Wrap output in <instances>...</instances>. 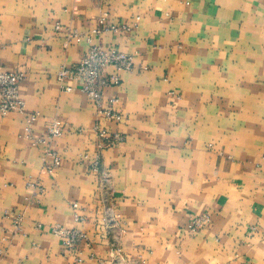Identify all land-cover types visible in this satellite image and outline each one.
<instances>
[{"label":"crops","instance_id":"crops-1","mask_svg":"<svg viewBox=\"0 0 264 264\" xmlns=\"http://www.w3.org/2000/svg\"><path fill=\"white\" fill-rule=\"evenodd\" d=\"M104 12L137 25L94 38L134 57L103 91L118 123L98 117L80 80L65 92L57 78L89 47L68 32ZM0 65L25 73L36 135L64 126L50 173L25 115L0 112V264H264V0H0ZM98 120L125 140L100 149ZM57 224L91 245L68 248Z\"/></svg>","mask_w":264,"mask_h":264},{"label":"built area","instance_id":"built-area-1","mask_svg":"<svg viewBox=\"0 0 264 264\" xmlns=\"http://www.w3.org/2000/svg\"><path fill=\"white\" fill-rule=\"evenodd\" d=\"M107 16V12L101 14L98 17L97 26L88 33L78 32L77 30L68 32L66 36L68 43L85 40L89 47L78 63L60 68L57 78L61 84V89L65 92L72 90V81L80 80L82 91L94 102L98 117L118 123L124 118L123 114L113 108L118 99L111 96L109 102L112 106L106 107L103 102V91L108 87L118 86L121 83L120 72L130 71L134 68V57L132 54L117 48L108 49L100 42H95L94 38L100 36L104 31H111L114 34L128 32L136 28L137 25H130L126 22L108 24ZM56 28L60 29L61 25L56 24ZM25 78L24 72L7 70L0 65V112L3 115L11 112L25 115V135L35 145L46 146L45 169L51 173L59 167L62 158L61 154L51 147V143L55 138L62 136L64 126L60 121L54 120L46 136H39L34 133V125L40 117V113L29 112L26 108V102L20 93V84ZM171 95L177 99L181 97L175 91H172ZM95 130L99 138L100 149L116 146L125 140V134L122 131L111 132L101 126L100 120L97 121ZM99 165L100 156L98 155L93 163V170H97ZM73 207L77 208L78 205L75 203ZM22 220V214L14 215L13 227L15 231H21ZM211 221V216L208 213L197 216L191 220L189 230L196 233L202 226L210 224ZM52 231L68 248H74L84 240L88 241V245H91L88 234L77 228L57 224L52 228ZM114 251L119 253L121 249L115 248Z\"/></svg>","mask_w":264,"mask_h":264}]
</instances>
